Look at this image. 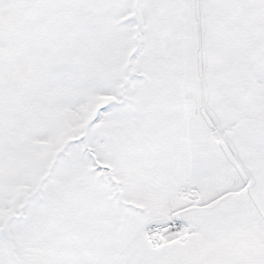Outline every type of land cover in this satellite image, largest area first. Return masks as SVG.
Here are the masks:
<instances>
[{
  "label": "snow or ice",
  "instance_id": "6c2138e0",
  "mask_svg": "<svg viewBox=\"0 0 264 264\" xmlns=\"http://www.w3.org/2000/svg\"><path fill=\"white\" fill-rule=\"evenodd\" d=\"M0 264H264V0H0Z\"/></svg>",
  "mask_w": 264,
  "mask_h": 264
}]
</instances>
